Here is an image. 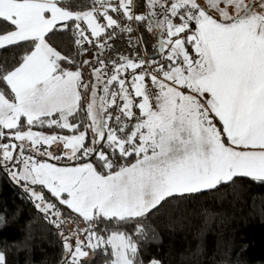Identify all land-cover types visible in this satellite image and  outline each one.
<instances>
[{
	"label": "snow or ice",
	"instance_id": "1",
	"mask_svg": "<svg viewBox=\"0 0 264 264\" xmlns=\"http://www.w3.org/2000/svg\"><path fill=\"white\" fill-rule=\"evenodd\" d=\"M140 26L152 57L140 56L143 33L131 35ZM58 32L72 34L75 54L49 43ZM121 34L135 58H104ZM9 50L0 170L58 229L82 222L60 232L63 264L97 253L162 264L140 248L162 201L240 177L264 183V0H0Z\"/></svg>",
	"mask_w": 264,
	"mask_h": 264
},
{
	"label": "trees",
	"instance_id": "2",
	"mask_svg": "<svg viewBox=\"0 0 264 264\" xmlns=\"http://www.w3.org/2000/svg\"><path fill=\"white\" fill-rule=\"evenodd\" d=\"M138 30L146 40L141 44L146 55L154 54L151 46L155 39L144 32L143 26ZM131 35L137 37L135 32ZM73 41L70 32H58L49 43L62 54L71 55L76 52ZM127 41V34L109 41L113 47L105 50L104 58L119 54L135 58V49ZM15 55L12 50L0 51V64L10 63ZM83 58L91 59L92 52ZM58 207L76 219L66 206ZM67 222L58 229L34 206L28 193L0 170V251L6 252L8 264H63L60 232L67 233L76 224L83 227L78 219L76 224ZM143 223L146 238H140V248L145 261L156 258L162 264H264L262 182L240 177L215 189L167 198ZM90 264H104L103 255L97 253Z\"/></svg>",
	"mask_w": 264,
	"mask_h": 264
},
{
	"label": "rangeland",
	"instance_id": "3",
	"mask_svg": "<svg viewBox=\"0 0 264 264\" xmlns=\"http://www.w3.org/2000/svg\"><path fill=\"white\" fill-rule=\"evenodd\" d=\"M257 10H258V9H257ZM89 72H90V70H89ZM86 74L88 75V72H86L85 75H86ZM33 130H34V131H41V129H38V128H34ZM43 131H45L46 133L48 132V130H43ZM62 134H69V133H62ZM54 147H55V146H54ZM50 162H52V161H50ZM81 163H82V162H81ZM21 187H22V186H21ZM22 188H23V187H22ZM23 189H24V188H23ZM28 195H29V194H28ZM29 197H30V196H29ZM63 215L66 216V217L69 216L68 213H66V212H64V213L62 212V217H63ZM53 219H54V218H53ZM66 223H68V222H66ZM81 227H82V226H81ZM72 228H73V227H72Z\"/></svg>",
	"mask_w": 264,
	"mask_h": 264
},
{
	"label": "built area",
	"instance_id": "4",
	"mask_svg": "<svg viewBox=\"0 0 264 264\" xmlns=\"http://www.w3.org/2000/svg\"><path fill=\"white\" fill-rule=\"evenodd\" d=\"M133 27H137L135 24H133ZM135 33H136V36L138 37V36H140L139 35V30H137V31H135ZM74 38V37H73ZM140 47H141V56L142 57H148L147 55H146V53H145V51H144V49H143V47L140 45Z\"/></svg>",
	"mask_w": 264,
	"mask_h": 264
},
{
	"label": "water",
	"instance_id": "5",
	"mask_svg": "<svg viewBox=\"0 0 264 264\" xmlns=\"http://www.w3.org/2000/svg\"><path fill=\"white\" fill-rule=\"evenodd\" d=\"M153 55H155V53H154V54H152V55H150V56H148V57H152Z\"/></svg>",
	"mask_w": 264,
	"mask_h": 264
}]
</instances>
